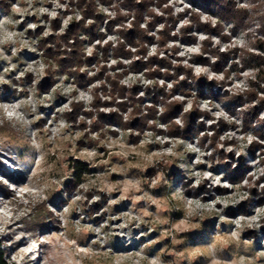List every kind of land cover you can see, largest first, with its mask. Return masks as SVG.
<instances>
[{
  "label": "rangeland",
  "instance_id": "obj_1",
  "mask_svg": "<svg viewBox=\"0 0 264 264\" xmlns=\"http://www.w3.org/2000/svg\"><path fill=\"white\" fill-rule=\"evenodd\" d=\"M218 2L0 0L3 263L264 264V0ZM138 21L168 69L119 55Z\"/></svg>",
  "mask_w": 264,
  "mask_h": 264
},
{
  "label": "trees",
  "instance_id": "obj_2",
  "mask_svg": "<svg viewBox=\"0 0 264 264\" xmlns=\"http://www.w3.org/2000/svg\"><path fill=\"white\" fill-rule=\"evenodd\" d=\"M191 2L195 5H197L199 7V9H205V10L210 11V12L213 10V12H211V13L214 14L215 16H217L220 21H223V20L230 21L232 23L233 27L235 25H237L236 19L227 18L225 16L224 13L226 12V10L223 7V5L220 2H218V0H191ZM137 7H142L141 2L139 3V5ZM96 18H97L96 16L93 17V19H96ZM135 18L136 17H133V19H134L133 21H135ZM132 24H133L132 29L120 31L119 43H120L122 49H121V52L119 55H121L122 58L128 59V60H131L134 56L141 55V58L132 64L134 71H136V72H139V71L143 72V71L152 69L154 65H158L160 68H163V69H168L169 64H167L165 59H157L155 57L146 58L145 45L151 43L152 38H149L148 32L143 30L140 27L139 21L134 22ZM96 28L98 29V27H96ZM233 32H235V31H233ZM83 33L92 39L96 37L94 30L92 32H90V29L86 28L85 23L81 22V23L75 24L73 26V28L71 30H69L68 35L63 36L62 39L59 40V43H63L65 41L66 43H68L69 47L71 49H73L71 51V54H72L71 58L69 59L70 60L69 61L70 67L73 69L74 68L77 69V67H79V65L82 64V62L80 60H79L80 62L77 61L79 59V57L77 56L78 54H76V53H78L77 51H79L78 45L80 43L81 44L83 43L82 41L79 40V36L84 35ZM69 41H72V43H69ZM126 46L129 47V49L130 48L136 49L135 52H131L130 50H126ZM49 49H51V48H49ZM49 51H51V50H49ZM215 57L217 59V62L214 63L215 65H213V66H219L218 68H216L217 72H220V73L224 72L227 65H228L227 59L225 60V62H223V64L221 62H219V59L228 58L227 55L224 53H222V54L216 53ZM144 58L146 59V61L143 60ZM261 61H262V59H260L258 62H256L257 64H255V65H257V66H250V67H252V69L257 70V73H258L257 79H256V80H258V82L250 81L249 85H248L250 88L258 85V87L260 89H262L261 84H264V78H262V76H261V71H262L261 64H260ZM189 76L190 75L188 74V77ZM189 79L193 80V77L190 76ZM190 87H191V85L188 84V82H182V89H183L182 91H184L183 93H186L187 95H189V92H185V90L186 89L189 90ZM178 88H180V86H178V84H177V89ZM206 88H207L206 86H202V90L206 89ZM157 93H158L157 95H154L156 97V99H159L160 97L167 96V94L164 90H160ZM247 94H249V93H247ZM122 95H124V94H122ZM243 103L244 102H239V103L235 104V106H237V108H241L243 106ZM262 103H264V102L262 101ZM176 109H177V107H173L170 111H168L167 115L160 116V120L165 124L170 123L172 121L173 115H177L175 113ZM178 110H179V108H178ZM254 119H255V123L259 122V118H258L257 114L254 116ZM191 131H193L192 125H191L190 129L184 130V132H186V133H189ZM178 135H180V133H178ZM90 172H91V170L85 164H80V163L77 164L74 167V174H73L74 181H76V183H81L83 181L85 175L89 174ZM191 194L192 193H190V195ZM192 195L197 196V193L192 194ZM0 264H5V263H3V256H2L1 252H0Z\"/></svg>",
  "mask_w": 264,
  "mask_h": 264
}]
</instances>
